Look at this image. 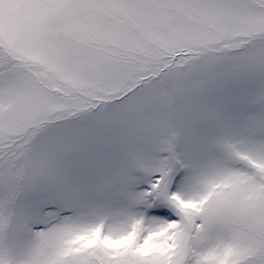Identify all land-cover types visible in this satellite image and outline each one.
<instances>
[{
    "label": "snow or ice",
    "instance_id": "snow-or-ice-1",
    "mask_svg": "<svg viewBox=\"0 0 264 264\" xmlns=\"http://www.w3.org/2000/svg\"><path fill=\"white\" fill-rule=\"evenodd\" d=\"M0 264H264V0H0Z\"/></svg>",
    "mask_w": 264,
    "mask_h": 264
}]
</instances>
